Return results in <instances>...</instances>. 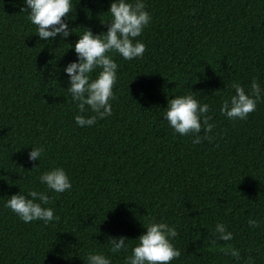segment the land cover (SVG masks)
<instances>
[{
  "label": "trees",
  "instance_id": "obj_1",
  "mask_svg": "<svg viewBox=\"0 0 264 264\" xmlns=\"http://www.w3.org/2000/svg\"><path fill=\"white\" fill-rule=\"evenodd\" d=\"M144 2L152 19L137 38L143 56L109 53L118 64L112 113L80 127L63 69L78 60L86 28L107 31L111 0H72L62 18L69 35L48 38L34 33L23 0H0V264H87L90 252L125 264L152 220L177 229L181 255L170 264H236L226 243L239 264H264V0ZM253 78L262 89L255 111L223 116L233 83L248 92ZM184 94L209 105L214 126L205 134L202 125L197 144L164 118L168 100ZM34 146L44 151L30 160ZM53 167L65 169L71 189L40 183ZM29 189L47 192L58 219L25 223L4 206ZM217 222L231 241L218 239ZM121 236L127 248L112 253Z\"/></svg>",
  "mask_w": 264,
  "mask_h": 264
},
{
  "label": "clouds",
  "instance_id": "obj_2",
  "mask_svg": "<svg viewBox=\"0 0 264 264\" xmlns=\"http://www.w3.org/2000/svg\"><path fill=\"white\" fill-rule=\"evenodd\" d=\"M24 8L28 10L30 23L36 25L40 38L55 37L57 33L69 35L68 24L62 20L72 11V0H23ZM107 12L110 26L103 34H94L87 29L79 35L74 44L78 60L72 61L63 71L69 74L67 92L76 102L78 109L74 116L75 123L80 126H92L97 119H103L112 113L110 101L114 99L113 86L117 79V62L109 53H118L125 60L142 57L145 44L141 36L152 17L145 7L144 0H111ZM51 26V27H50ZM74 31V29L72 30ZM70 47H73L71 45ZM96 72L95 78L93 73ZM234 94L223 101L220 112L230 120L246 119L248 114L255 111L257 101L261 99L262 89L255 78L251 82L250 91L246 92L240 83H233ZM164 118L168 125L181 136L193 134V144L200 143L202 125L207 134L213 128L209 123L210 117L207 103H201L192 94L176 95L168 100ZM90 110L94 115H85ZM44 149L34 146L29 153L30 160L40 159ZM40 183L47 190L63 193L71 189L72 182L65 169L53 167L42 172ZM50 197L46 191L29 189L27 195L13 194L5 201V207L14 212L25 223L42 220L45 224L58 219L54 216L49 204ZM248 224L257 227L256 219L250 218ZM146 231L136 238L137 243L131 249V255L125 257V264H170L178 258L181 252L173 244L177 229L164 221L152 220L144 224ZM214 233L219 240L228 242L233 233L227 230L222 222H217ZM219 234V235H218ZM125 237L113 238L109 244L110 251L117 253L127 248ZM239 264V249L226 243L221 248ZM87 264H111V259L102 252H90L86 257Z\"/></svg>",
  "mask_w": 264,
  "mask_h": 264
}]
</instances>
